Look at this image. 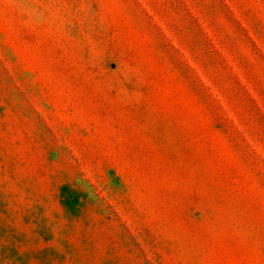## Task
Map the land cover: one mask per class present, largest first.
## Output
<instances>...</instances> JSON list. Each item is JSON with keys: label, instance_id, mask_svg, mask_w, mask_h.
Returning <instances> with one entry per match:
<instances>
[{"label": "rangeland", "instance_id": "obj_1", "mask_svg": "<svg viewBox=\"0 0 264 264\" xmlns=\"http://www.w3.org/2000/svg\"><path fill=\"white\" fill-rule=\"evenodd\" d=\"M0 264H264V0H0Z\"/></svg>", "mask_w": 264, "mask_h": 264}]
</instances>
